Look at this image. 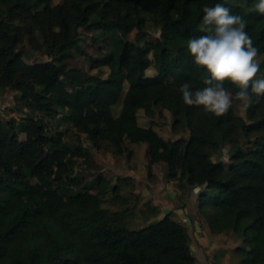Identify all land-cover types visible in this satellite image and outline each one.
Returning <instances> with one entry per match:
<instances>
[{
    "label": "trees",
    "instance_id": "obj_1",
    "mask_svg": "<svg viewBox=\"0 0 264 264\" xmlns=\"http://www.w3.org/2000/svg\"><path fill=\"white\" fill-rule=\"evenodd\" d=\"M256 2L0 0V89L18 91L20 104L34 113L19 120L23 137L0 118V264H198L186 223L175 220L172 210L131 228L127 206L102 205L109 189L115 202L128 205L122 190L130 176L116 175L111 182L101 174L96 185L81 187L84 176L76 171V156L89 162L90 149L66 141L65 129L51 131L48 118L87 133L93 148L114 155L129 158L131 143L146 142L149 171L163 162L166 176L181 191L204 186L197 193L198 216L211 233L242 237L243 244L233 248L237 264H264V99L244 115L235 102L217 118L184 104L179 91L184 82L193 90L203 88L210 76L194 65L186 44L204 34L199 31L204 6L224 4L243 16L264 56V16L252 10ZM150 22L160 32L157 40L148 39ZM29 34L41 36L38 50L47 60L25 58L19 43ZM85 41L97 55L87 53ZM78 55L91 69L107 67V74L72 66ZM151 65L156 73L147 75ZM260 70L264 73L262 63ZM128 75L133 91L115 115ZM225 87L233 95L239 90L231 82ZM58 102L65 103L67 113ZM165 108L172 112L173 129L185 136L165 138L153 119L139 124V109L153 118ZM225 147L228 161L215 160ZM151 213L159 211L152 207ZM228 251H216L209 264H219Z\"/></svg>",
    "mask_w": 264,
    "mask_h": 264
},
{
    "label": "rangeland",
    "instance_id": "obj_2",
    "mask_svg": "<svg viewBox=\"0 0 264 264\" xmlns=\"http://www.w3.org/2000/svg\"><path fill=\"white\" fill-rule=\"evenodd\" d=\"M59 1V0H55ZM136 31H132L128 34L130 39H135ZM160 32L156 29L154 24L150 22V29L148 34V39L157 40ZM41 40L39 34L25 35L22 37L19 46L25 50V58L28 61H44L48 59V56L45 53H41L38 50L37 41ZM87 53L97 55V50L93 48L86 41L84 42ZM151 57L152 54H151ZM167 63L170 67H174L175 63L170 57H167ZM262 64H264V56H262ZM71 65L75 67H80L86 71L93 73H100L102 76H105L108 72L107 67L94 68L91 69L89 62L84 55H78L75 59L71 61ZM179 65V64H178ZM189 71V67H186L185 71ZM182 70H177L175 74H178ZM156 73V68L154 65H151L146 70L147 75H153ZM54 81L53 84H55ZM133 76L128 75L122 100L113 106L115 115L119 113L123 105L126 103L129 98L130 93L133 91ZM18 91L11 89H0V118L3 120L4 124L10 122V125H5L6 128L12 126L23 137L24 133L20 132L19 120L22 115L34 114L29 108L23 107L18 100ZM33 98L38 99L40 97L39 93L34 90ZM58 108L63 113H67V106L64 102L57 103ZM238 111L244 115V110H242L240 104ZM38 114V113H36ZM154 120V126L158 132L163 135L165 138H177L181 135L185 136L186 132L175 131L172 127V112L165 108L161 112H156L153 118L147 117L143 109L138 110V121L141 125H148ZM48 123V128L51 131H54L56 128L64 130L66 134L64 139L68 142H80L90 149L91 159L85 161V157L76 156L78 163L76 166V171L83 173V182L81 187H86L87 185H96V178L101 174L109 177L111 182L114 180L116 175L130 176L131 180L126 184L125 188L122 190V193L129 196L128 205L117 203L113 200V195L115 192L111 189L108 190L106 196L103 197L102 205L104 207L110 208L112 210H121L125 206L128 208V224L131 228H138L159 218H162L169 209H173L172 217L177 221H182V216L180 211H184L186 214L190 215L194 212L197 213V198L194 196H189L184 194L186 192L177 193L178 196L174 193L181 191L177 189V185L174 180H170L167 176V168L163 162H157L153 164L151 171L148 170L146 166L147 162V143L146 142H136L131 143L130 149H132L133 154L128 158L127 154L114 155L111 152L105 150H98L92 147L89 135L87 133L75 132L73 128L68 127L65 123L59 122L57 124L53 119H46ZM67 127V129H66ZM220 155V156H219ZM215 160L222 159L228 161V148L225 147L222 149L220 154H215L213 156ZM172 181L174 186H172ZM165 185V187H163ZM191 190L190 188L187 189ZM91 191H96L91 189ZM133 191L132 195L129 194ZM137 194V196H136ZM137 197V199H136ZM156 207L159 211L157 215L151 213V208ZM167 209V210H166ZM165 211V212H164ZM183 213V212H182ZM188 224V221H185ZM235 237V235H233ZM229 237L222 245L218 246L215 249V252L221 249V246L231 247L227 252L226 258L222 260L223 263L227 264H237L239 260V255L233 251L235 246L243 244V239L240 236L236 238ZM224 247V248H225ZM193 251L194 245L191 247Z\"/></svg>",
    "mask_w": 264,
    "mask_h": 264
},
{
    "label": "clouds",
    "instance_id": "obj_3",
    "mask_svg": "<svg viewBox=\"0 0 264 264\" xmlns=\"http://www.w3.org/2000/svg\"><path fill=\"white\" fill-rule=\"evenodd\" d=\"M252 10L264 16V0L254 3ZM202 11L199 31L204 34L189 37L186 44L194 65L206 69L210 76L204 78L203 88L193 90L189 82L182 83V101L188 106L202 107L205 113L217 118L226 115L235 102L247 110L264 99L262 54L246 31L243 16L233 14L230 7L220 3L204 6ZM225 82L239 90L233 95Z\"/></svg>",
    "mask_w": 264,
    "mask_h": 264
},
{
    "label": "crops",
    "instance_id": "obj_4",
    "mask_svg": "<svg viewBox=\"0 0 264 264\" xmlns=\"http://www.w3.org/2000/svg\"><path fill=\"white\" fill-rule=\"evenodd\" d=\"M172 186H174V182L172 181ZM165 187V185L163 186ZM204 188L203 187H195L191 190H187L186 193L190 197L194 196L197 198V193L198 191ZM179 189V188H177ZM180 190V189H179ZM174 193L178 196L179 193H182V191H174ZM178 193V194H177ZM167 210V209H166ZM172 210L173 209H169ZM165 212V211H164ZM181 216H182V221H188V224H186L188 233L191 237V247L194 245V250L193 253L197 256L198 258V264H209L214 257L215 249L222 245L229 237H233V235H227L224 233H219V234H214L211 233L208 229V226L205 222V220L197 215L196 212L188 215L184 211H180ZM183 212V213H182ZM237 236L235 235L236 238ZM225 246H221V248H224ZM227 249H231V247H225ZM227 253L222 256L219 259V264H227L223 263L222 260L226 258Z\"/></svg>",
    "mask_w": 264,
    "mask_h": 264
}]
</instances>
